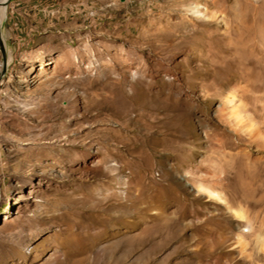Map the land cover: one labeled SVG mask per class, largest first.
<instances>
[{"label":"rangeland","instance_id":"1","mask_svg":"<svg viewBox=\"0 0 264 264\" xmlns=\"http://www.w3.org/2000/svg\"><path fill=\"white\" fill-rule=\"evenodd\" d=\"M5 3L0 264H264V0Z\"/></svg>","mask_w":264,"mask_h":264},{"label":"bare ground","instance_id":"2","mask_svg":"<svg viewBox=\"0 0 264 264\" xmlns=\"http://www.w3.org/2000/svg\"><path fill=\"white\" fill-rule=\"evenodd\" d=\"M5 2L7 0H4ZM3 0H0V24L5 16V11H6V7H5V2ZM9 61V60H8Z\"/></svg>","mask_w":264,"mask_h":264},{"label":"water","instance_id":"3","mask_svg":"<svg viewBox=\"0 0 264 264\" xmlns=\"http://www.w3.org/2000/svg\"><path fill=\"white\" fill-rule=\"evenodd\" d=\"M8 1V0H7ZM6 1V2H7ZM6 4V3H5ZM0 48H1V50H2V54H3V56H2V60H3V64L5 63V57H4V49H3V45H2V39H1V32H0Z\"/></svg>","mask_w":264,"mask_h":264}]
</instances>
